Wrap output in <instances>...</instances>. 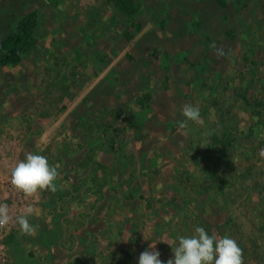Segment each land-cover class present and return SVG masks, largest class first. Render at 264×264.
I'll use <instances>...</instances> for the list:
<instances>
[{"label":"rangeland","instance_id":"obj_1","mask_svg":"<svg viewBox=\"0 0 264 264\" xmlns=\"http://www.w3.org/2000/svg\"><path fill=\"white\" fill-rule=\"evenodd\" d=\"M19 1L0 42L38 23L0 66V203L37 230L0 229V264H138L151 243L166 264L197 226L264 264V0ZM186 103L202 123L178 131ZM29 152L56 192L11 185Z\"/></svg>","mask_w":264,"mask_h":264},{"label":"clouds","instance_id":"obj_2","mask_svg":"<svg viewBox=\"0 0 264 264\" xmlns=\"http://www.w3.org/2000/svg\"><path fill=\"white\" fill-rule=\"evenodd\" d=\"M212 47L215 48V45ZM217 54L223 55V51L217 50ZM182 114L185 120L178 122V131L187 129L189 121L202 123L198 106L186 103L182 107ZM260 155L264 157V150H261ZM58 175V165H50L45 156L29 152L11 168L10 183L26 199H36L41 191H57L55 181ZM35 214L36 209L28 204L13 217L9 206L0 203V229L15 223L22 233L34 235L37 228L29 222V217ZM194 232L190 237H179L178 246L170 245L174 258H169L166 264H244L243 250L233 238L209 235L204 227L199 226L195 227ZM138 264H164L156 244L151 243L148 249L140 253Z\"/></svg>","mask_w":264,"mask_h":264},{"label":"trees","instance_id":"obj_3","mask_svg":"<svg viewBox=\"0 0 264 264\" xmlns=\"http://www.w3.org/2000/svg\"><path fill=\"white\" fill-rule=\"evenodd\" d=\"M37 23L35 11L25 14L15 31L0 42V66L17 64L23 60L27 47L34 41Z\"/></svg>","mask_w":264,"mask_h":264},{"label":"crops","instance_id":"obj_4","mask_svg":"<svg viewBox=\"0 0 264 264\" xmlns=\"http://www.w3.org/2000/svg\"><path fill=\"white\" fill-rule=\"evenodd\" d=\"M3 2L4 3H8L7 5L5 4V7L7 8V9H9V10H7V11H9V12H13L15 9H17L18 7H17V2H20L19 0H3ZM20 3H23V2H20ZM26 4L28 3V2H25ZM25 15V14H24ZM17 16V15H16ZM23 17V16H22ZM14 18H15V16H14Z\"/></svg>","mask_w":264,"mask_h":264}]
</instances>
